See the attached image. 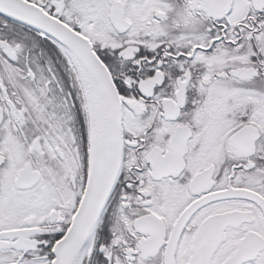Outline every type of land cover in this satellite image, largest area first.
Returning <instances> with one entry per match:
<instances>
[{
  "label": "snow or ice",
  "instance_id": "obj_1",
  "mask_svg": "<svg viewBox=\"0 0 264 264\" xmlns=\"http://www.w3.org/2000/svg\"><path fill=\"white\" fill-rule=\"evenodd\" d=\"M0 264H264V0H0Z\"/></svg>",
  "mask_w": 264,
  "mask_h": 264
}]
</instances>
